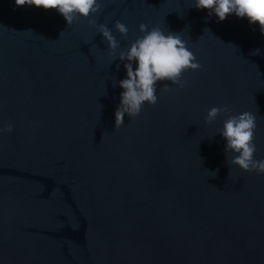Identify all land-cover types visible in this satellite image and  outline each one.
<instances>
[{
	"label": "water",
	"instance_id": "1",
	"mask_svg": "<svg viewBox=\"0 0 264 264\" xmlns=\"http://www.w3.org/2000/svg\"><path fill=\"white\" fill-rule=\"evenodd\" d=\"M101 2L68 25L0 0V128L13 126L0 132V264H264V174L232 164L219 133L252 112L264 159L259 23L218 22L195 0ZM90 19L111 29L115 54ZM141 23L180 34L201 68L184 87L158 82V102L115 129L119 52Z\"/></svg>",
	"mask_w": 264,
	"mask_h": 264
},
{
	"label": "clouds",
	"instance_id": "2",
	"mask_svg": "<svg viewBox=\"0 0 264 264\" xmlns=\"http://www.w3.org/2000/svg\"><path fill=\"white\" fill-rule=\"evenodd\" d=\"M15 6L55 9L63 16L67 24L71 25L80 17L88 18L91 14L99 13L102 2L101 0H15ZM195 7L198 10L207 9L209 16L214 13L218 22L225 20L230 14L238 18H247L249 24L258 22L260 32L264 34V0H195ZM89 23L97 27L107 41L111 54H115L119 48V42L112 35L111 29L105 24L97 25L94 19H90ZM115 27L121 35L127 37L129 29L125 24L117 20ZM139 30L145 34L132 42L127 50L119 52V59L127 62L124 64L126 78L118 81L123 91L120 93V103L114 113L115 129L124 124L125 114L130 118L136 117L140 114L145 102L150 105L158 102L156 95L158 82L170 81L172 84L184 87L182 74L188 70L201 68V64L194 53L188 49L187 42L180 34L165 33L159 26L148 30V26L144 23L139 25ZM24 32H31V30ZM133 62L136 64L135 69ZM161 90L169 92L172 89L168 83H165ZM230 112L231 109L227 105L211 107L207 112L206 123L215 121L221 113ZM256 127L257 116L250 111H244L237 115H229L224 120L219 133L226 140L225 152L235 153L231 163L246 172L254 171L260 175L264 174V159L254 158L257 151L254 143ZM12 130L11 124H8L6 128H0V132Z\"/></svg>",
	"mask_w": 264,
	"mask_h": 264
}]
</instances>
